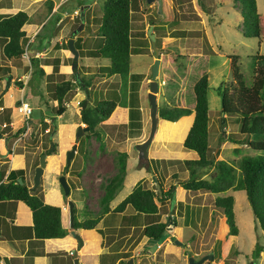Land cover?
I'll list each match as a JSON object with an SVG mask.
<instances>
[{"label":"rangeland","instance_id":"1","mask_svg":"<svg viewBox=\"0 0 264 264\" xmlns=\"http://www.w3.org/2000/svg\"><path fill=\"white\" fill-rule=\"evenodd\" d=\"M61 1L31 0L30 8L29 0H0V15L14 12V9L8 8L23 9L28 13L32 12L30 21L39 22L44 19L46 22L32 43L33 46L37 44V50L41 51L39 57L41 65L45 68L44 75L38 74L30 65V57L36 56L37 52L29 51L25 56L21 54L6 58L0 41V77L4 78L3 88L10 74L24 75L26 78L31 76V81L24 86V92L27 102L32 106L29 131L23 130L13 135L12 132L25 122V118L16 107L19 103L15 102L22 96L19 81L23 84L24 78L12 82L11 91L10 89V92L8 91L13 99L12 105H15L11 121L18 124L15 128L8 123L7 127L3 126V121L9 118L10 110L0 111V133L1 131L8 133H2L0 150L7 153L5 147L8 138V147L16 154L13 157L16 163L14 165H18L19 168L16 169L25 167L24 172L28 173L25 182L32 186L35 165L39 164L41 152L49 148V138L53 140L54 150L46 157L47 164L37 185V190L42 196L46 192V188L42 187L45 181L52 180V177L56 180L57 176L68 172L66 180L70 186L69 193L65 194L61 186H58L62 202L68 203L71 200L76 205L77 218L96 216L101 209L103 183L117 171L121 151L128 153L127 170L122 186L111 199L112 204L119 202L137 181L145 187L154 188L155 177L145 166H141V163L150 162L152 166H156L154 159L156 150L159 151L163 144L170 147L174 140L170 127L158 128L148 146L149 158L139 156L137 145L147 137L150 130L148 89L151 66L156 56L160 59L157 76L158 107L163 104H174L180 98L186 103H193V83L198 77L197 71L205 69L208 72L209 159H225L237 167V162L242 156L256 153L249 146L248 138L238 132L239 120L235 119L236 115L234 118L229 115L222 117L220 96L217 92V86L221 81L231 76L230 54L238 55L239 70L248 85L252 72L250 56L257 51L264 53V41L243 35L237 26L241 23L242 17L239 5L233 0H161L160 9L158 0H131L130 34L133 50L130 56L131 72L125 80L118 74H105L109 58L94 56L88 52L102 41L98 27L104 0H82V4L77 7L78 13L75 14L72 12L73 9L65 8L59 12L58 20L50 11L53 7L59 6ZM256 1L258 11L264 13V0ZM80 25L82 26L79 29ZM150 26V32L155 35L154 42L148 35ZM22 28L26 29V25ZM70 38L75 40L76 46H80L76 49L82 54H79L75 69L77 75L79 72V75L89 79L90 94L86 95L83 88H80L82 85L73 86L66 94V109L61 114H56L53 111L55 84L63 79H72V73L76 75L71 66L73 53L67 44ZM26 46L25 43L24 50ZM154 46L158 49V55ZM177 53L187 54L188 57L177 58V63H181V66L173 72V79L165 82L162 74L166 73L167 56ZM7 59L8 64L12 66L11 73H6ZM61 60L66 66L59 68L58 63ZM193 67L197 71H193ZM83 98H86L88 106L95 104L100 98H113L120 105L117 116L99 122L94 129L84 130L81 135L76 136L80 125L74 127L72 125L81 121L80 107L76 100L80 101ZM62 123L64 126L60 125ZM81 125L83 127V124ZM223 130L225 135L241 138L243 143L225 139ZM76 142L77 150L70 165L65 168L66 153ZM159 154L166 157L165 160L158 161L162 169L164 168L158 175L165 189L176 180L172 172L177 171L178 176L182 178L188 176V173L184 176L181 173L182 162L168 160L184 157L170 153L169 156ZM22 157L24 165L20 164ZM193 157L194 154L186 158ZM213 171V167H209L203 176L211 178ZM227 193L234 196L233 209L238 226L237 234L227 232L222 212L213 205V199L217 194ZM154 200L159 207L157 213L131 214V210L122 213L110 211L98 224L99 227H105L104 229L95 228L93 233L86 231L84 234L81 233L89 242L88 249H94L98 241L97 235L98 237L102 235L104 236L102 243L108 244L110 251H113L110 256L106 255L110 262L121 257L117 264H190L189 256H193L195 260L202 258L199 264H249L251 260L257 264H264V249L256 259L252 255V249L258 239L264 245V230L256 226L244 189L230 188L215 193L190 191L177 184L173 198L159 200L155 195ZM156 220L167 222L166 237L151 239L142 235L144 224ZM173 220L177 221V225H174ZM21 229L20 234L28 233L29 228ZM73 262L71 252L67 263Z\"/></svg>","mask_w":264,"mask_h":264},{"label":"trees","instance_id":"2","mask_svg":"<svg viewBox=\"0 0 264 264\" xmlns=\"http://www.w3.org/2000/svg\"><path fill=\"white\" fill-rule=\"evenodd\" d=\"M233 1L236 5H239L242 19L241 23L237 26L243 35L256 37L259 41H264V13L258 11L257 1ZM81 4L82 0H65L60 4V9L68 8L72 10ZM102 6L101 22L98 27L102 41L96 48L90 49L88 52L94 56L109 58L105 74H118L121 79L125 80L130 70V56L133 50L130 34L131 0H104ZM59 16L60 14L56 13L55 19H59ZM29 18V14L23 9H17L12 13L0 15V41L6 57L20 56L24 51V44L27 43L29 36L26 35L22 26L26 22H29ZM73 44L75 48L80 47L75 45V40H73ZM78 52L82 54L80 50ZM178 57L187 58L188 56L182 53H177L176 55L168 54L165 62L166 73L162 74V79L165 82L173 79V72L181 66V63H177ZM250 57L252 72L249 84L245 83L243 75L239 70L238 55L230 54L231 76L229 79L221 81L217 86V92L220 96L222 117L224 118L229 115L234 118V115H236L235 119L239 120L238 132L248 138L249 146L256 153L242 156L237 162V167L233 162H228L225 159L211 160L208 158L209 105L207 89L209 78L208 72L205 69H198L197 71L193 67L192 70L198 72V77L193 83L194 102L186 103L183 98H180L174 104H163L158 107L159 117L166 118L160 121L158 128H162L163 126L170 127L174 140H172L173 144L168 150L171 153L174 151L173 153L176 155H181L177 151L178 145L190 124L188 117H178L191 111L194 112V118L183 139V145L186 148L195 150L198 156L196 158L168 159L182 162L183 170L181 169V173L183 176L185 173H188V176L185 175L187 178L179 177L177 171H174L172 175L176 180L165 189L158 175L164 169H162L158 161L165 159L154 158L156 166H152L150 162L141 163V166H145L153 174L159 186L155 184L154 188L145 187L141 182L137 181L132 189L115 206L110 207L109 202L122 186L127 170L126 161L128 153L121 151L119 153V167L117 171L103 183L104 190L100 196L101 209L99 214L94 217L78 219L75 215L76 209L73 207V227L93 228L97 225L101 214L108 211L121 212L129 208V210L137 213H157L159 207L154 200V196L156 195L159 200L173 198L175 196V187L179 184L190 191L202 190L215 193L224 192L230 188L244 189L256 226L264 230V53L257 51ZM30 65L38 74H45V68L41 65L39 56H31ZM72 74V79H63L55 84L53 90V99L55 100L53 111L56 114H61L66 109V94L73 86L82 85L80 88L87 86V96L90 94L89 79L83 75H79V72L78 75ZM30 77L27 82L31 81ZM19 83L21 84L20 86H23L22 82L19 81ZM119 105L113 98H100L97 99L95 104L88 106L86 98H83L79 101L80 116L82 121L89 126L88 131H90L99 122H104L117 116ZM4 126L7 127L8 124ZM25 129L26 123L24 122L12 134H18ZM1 133H5V131H1ZM31 133L32 131L30 135ZM223 134V137L231 142L243 143L241 138L230 134L225 135V130H223ZM50 140L51 138H49ZM51 146L50 143L49 148L44 150L47 154L54 150L55 145L53 149H51ZM10 150L8 148V152ZM1 166L0 200L21 199L29 206L32 214L30 228L32 229L33 236L36 238H46L65 235L66 229L62 226L60 220V206L45 202L37 189L28 187L24 181V169L22 168L9 170L6 180H2L5 168ZM209 167H213L214 169L211 178L203 176ZM18 177L22 178V182L18 181ZM178 202L180 203L181 201L178 200ZM213 205L222 212L227 232L229 234H237L238 226L233 209V194H217L213 199ZM173 222L174 225H177V221L173 220ZM166 225L167 222L163 220L146 223L142 227V235L151 239H162L167 235ZM263 249L264 245L258 239L252 249L253 258L256 259L260 256V252Z\"/></svg>","mask_w":264,"mask_h":264},{"label":"crops","instance_id":"3","mask_svg":"<svg viewBox=\"0 0 264 264\" xmlns=\"http://www.w3.org/2000/svg\"><path fill=\"white\" fill-rule=\"evenodd\" d=\"M61 3H62V1L60 2V4ZM29 4H30V8H31V6H32L31 0H29ZM60 4L56 8H54V7L52 8L53 10L50 11L53 13L52 16L55 17L54 13H56V12L59 13L62 10H64V9H60V7H61ZM233 7L237 8L234 5H233ZM5 8H8V7H5ZM8 9H10V10L14 9V11H16V8H8ZM28 14H29V16H31L32 12L29 11ZM44 22H45L44 19H41L39 22H36L35 20L34 21L29 20V22H26L24 24V25H26V29H24V30H27L26 35L29 36L28 40L30 42V44H29L30 45V47H29L30 52H32V53L34 51L37 52L38 54L36 56H41V51L37 50V48H36L37 44L35 46H33L32 43L35 42V39L38 36V34L40 33V29H41V27H43ZM78 57H79V54H78ZM6 62H7V64L5 65L6 73H9V72L11 73L12 72V66L10 64H8V59L6 60ZM58 65H59V68H61V66H66V64H64L62 60L58 63ZM130 72L131 71L129 70V74H130ZM10 75H11L10 82L8 84L6 82L5 88H3L4 78L0 77V111L5 110V109L10 110L9 111V118H8V120L3 121V126H4V124L8 123V124H11L13 126V128H15L18 123L14 124L11 121V115L13 113V109L15 108V105H12L13 99H12V97L9 96L8 91L10 89L12 82H16L20 78H24L23 86H19V88L22 90L21 98L26 100L25 97H27V96H26V92H24V86H25V84H27L28 78L24 77V75H20V76L19 75L15 76L13 74H10ZM142 81H143V78H142ZM192 83L193 82H191V85H192ZM1 89H2V91H1ZM10 91H11V89H10ZM21 98H18L15 102H17V103L20 102L22 100ZM78 101L79 100H76L77 103H79ZM16 107H17V105H16ZM19 113H21V112H19ZM183 116H186L190 119V124L188 125V127L184 133V136L180 142V145H179V148L177 151L179 153H181L180 156H182L184 158L189 157L193 154L195 156L193 158H196L198 156L196 151L189 149V148L184 149L185 146L183 145V139H184V137H185L192 121H193L194 112L191 111L190 113L183 114V115L179 116L178 118L183 117ZM18 118H19V120L21 119L20 117H18ZM80 118H81V116H80ZM163 119H166V118L159 117V122H158V126L156 129V133H157V130L159 127V123ZM45 120H47V119H45ZM167 120H169V119H167ZM170 121H172V120H170ZM20 124H21V122H20ZM81 124H83V126L87 125L81 119L80 123H78V124L73 123L72 126L74 127L76 125H81ZM60 125L64 126L63 123ZM12 131H13V129H12ZM5 133L8 134L7 132H5ZM1 138H3L2 133H1L0 139ZM7 142H8V138L6 139V145L8 147ZM77 142H76V144L78 147ZM7 147H5V150L7 151L6 154L4 151L0 150V163L5 168V172H4V175L2 177V180H6V176L9 172V170L19 168L18 165L17 166L14 165L16 163H14L15 161H14L13 157L16 154H14L13 150H10L8 152L9 147L8 148ZM168 148H169V145L165 146L163 144L162 148H160L159 151H158V149L156 150V157H154V158H159V159L165 158L166 159V157H161L162 155L159 153H164L165 155H168L169 153L172 154L174 151L171 153V151L168 150ZM159 155H161V156H159ZM173 155H174V153H173ZM19 156H22V155L19 154ZM177 159H179V158H177ZM180 159H182V158H180ZM22 161H23V157H22L20 162H22ZM17 164H19V163H17ZM20 164L24 165L23 162ZM24 168L25 167H23V169ZM24 173L23 174H24V181H25L26 180L25 178H27L28 173H27V171H25ZM59 174H61V173H59ZM67 175H68V172L65 173L66 179H67ZM57 177H56V180H54V178L52 177V180H47L43 183L42 187L46 188V192L44 193L43 198H44L45 202H48L51 204H56V205L60 206V208H61L60 220H61L62 226L66 229V234L63 236H60V237H46V238L34 237L32 229L30 228V226L32 224V214H31V210H30L29 206L21 199L0 200V264H68L67 263L68 256L72 252V257H73V251L75 249L78 252L77 256H78L79 262L81 264H117L118 261L121 259L120 256L114 262H110V260L108 259L109 257L106 256V255L110 256V254H113V251H110V248H109L110 246H108V244L102 243L104 236L100 235L98 237V235H97V239H98L97 244L95 245L94 249L90 250L87 247V246H89L88 240L86 239V237L82 236V234H81L82 232L84 234L85 231L93 233L95 228L104 229L105 227H99L98 224H100L101 221L107 217V215L110 211L101 214L97 225L93 228H82V227L74 228L73 225L70 224L69 204L67 202L66 203L62 202L61 192H60L59 187H58V186H60V184L58 182ZM54 181H56V182H54ZM55 183H57V184L54 185ZM27 185H28V187H31L30 183H28ZM36 189H37V187H36ZM116 204H115V202H114V204H112L111 200L109 202L110 207H113ZM73 207H75V209H76L75 204H73ZM125 210H129V209L127 208ZM122 212L123 211H121V213ZM130 212H131V214L132 213L135 214L134 211H132V210ZM98 214H99V211H98ZM78 219H80V218L78 217ZM22 227L29 228V230L27 231L28 232L27 234H25V235L20 234ZM71 230H74L76 233H79V235L82 237V240H83L82 245L79 244L78 239L71 233ZM139 241H141V240H139ZM109 251H110V253H109Z\"/></svg>","mask_w":264,"mask_h":264},{"label":"water","instance_id":"4","mask_svg":"<svg viewBox=\"0 0 264 264\" xmlns=\"http://www.w3.org/2000/svg\"><path fill=\"white\" fill-rule=\"evenodd\" d=\"M158 1L160 3V7H159V9H160L161 8V0H158ZM81 26L82 25L79 26V29L81 28ZM151 26L149 27L148 35H149V38L152 40V42H154L155 35H154L153 32H150ZM68 45H69L70 51L73 53V61H72V64H71L72 70H74V72L77 75V72H76L75 68H76V66L78 64L77 60H78L79 52H78V49H76L74 47L73 38L69 39ZM154 50H155L156 55H158V49L155 46H154ZM159 63H160V59H159V57L156 56L152 66H151V76H150V79H149L148 100H149V105H150V107H149L150 130H149V133H148L147 137L137 145V150L139 152V156L140 157H144V158H149L148 157V146H149V144L153 140V137L156 134V129H157L158 122H159L158 103H157V91L159 89V83H158V80H157V76L159 74ZM7 78H8L7 79V84H8L10 82L11 75H8ZM83 90L85 91V93L87 95L88 94L87 86H84ZM88 128H89L88 125H85L83 127L80 125L78 127V129H77L76 136L81 135V133L84 130H87ZM0 136H1V133H0ZM76 146H77L76 143H74L72 145V147L67 151V153H66V162H67V164H69L71 159L73 158L75 150H76ZM51 149H53V146H51ZM46 157H47V154L45 152H41L39 164L36 165V168H35V173H34V177H33L34 183L32 185V188L37 186L40 183V178H41V176H42V174L44 172V168H45V166L47 164ZM57 179H58V182H59L60 186L63 189V192L65 194H68L69 191H70V186H69V184H68V182L66 180L65 175H63V174L59 175L57 177ZM18 181L22 182V178L18 177ZM156 184H157V186H159L158 182H156ZM68 204H69V210H70V224H72L73 202L71 200H69ZM71 233L78 239L79 244L82 245L83 240H82V237L79 235V233H76L74 230H71ZM176 241L179 242L177 239H176ZM77 254H78V252L75 249L73 251V261H74L73 263L74 264H81L79 262ZM188 258H189V263L190 264H199L200 261L202 260V258H200L199 260H195L193 256H189ZM249 264H257V263L254 260H251L249 262Z\"/></svg>","mask_w":264,"mask_h":264},{"label":"built area","instance_id":"5","mask_svg":"<svg viewBox=\"0 0 264 264\" xmlns=\"http://www.w3.org/2000/svg\"><path fill=\"white\" fill-rule=\"evenodd\" d=\"M65 1V0H62V2ZM73 13H78V8H75L72 10ZM27 46L25 47V50L23 51L22 55H28L29 54V40L27 41ZM17 108L18 110L21 112L22 116L25 118V123H26V129L27 130L26 132H28L29 128H30V124L28 123V118L30 117V114L32 112V106L27 102L25 101L24 99H22L19 104L17 105Z\"/></svg>","mask_w":264,"mask_h":264},{"label":"flooded vegetation","instance_id":"6","mask_svg":"<svg viewBox=\"0 0 264 264\" xmlns=\"http://www.w3.org/2000/svg\"><path fill=\"white\" fill-rule=\"evenodd\" d=\"M18 128H19V127H18ZM55 129H56V128H55ZM55 129H54V130H55ZM47 130H48V129H47ZM50 143H51V145H52V146H54V145H55V143L53 142V140H52V139L50 140ZM53 143H54V144H53ZM76 145H77V144H76ZM54 147H55V146H54ZM76 149H77V146H76ZM75 151H76V150H75ZM42 152H45V151H42ZM45 153H46V152H45ZM46 154H47V153H46ZM70 162H71V161H70ZM68 165H70V163H69V164H67V165L65 166V168H67V166H68ZM65 171H67V169H66ZM64 173H65V172H64ZM36 187H37V186H35V187H33V188H32V186H31L30 188H32V189H34V188H35V189H36Z\"/></svg>","mask_w":264,"mask_h":264},{"label":"bare ground","instance_id":"7","mask_svg":"<svg viewBox=\"0 0 264 264\" xmlns=\"http://www.w3.org/2000/svg\"><path fill=\"white\" fill-rule=\"evenodd\" d=\"M18 109V108H17Z\"/></svg>","mask_w":264,"mask_h":264}]
</instances>
